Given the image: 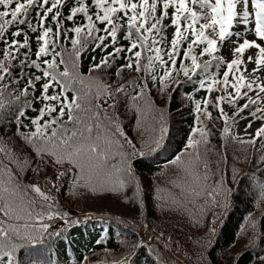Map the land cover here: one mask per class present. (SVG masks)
Here are the masks:
<instances>
[{
	"label": "snow or ice",
	"instance_id": "obj_1",
	"mask_svg": "<svg viewBox=\"0 0 264 264\" xmlns=\"http://www.w3.org/2000/svg\"><path fill=\"white\" fill-rule=\"evenodd\" d=\"M249 33L254 38H247ZM218 42L233 45L230 58L219 54ZM89 54L85 72L81 62ZM213 67L217 71H210ZM193 79L198 84L193 93L205 94L191 101L193 123L186 143L167 161L185 165L187 156L185 171L193 176V184L173 196L172 203L195 204L203 194L208 203L223 208L231 195L225 179L215 181L212 191L206 185L207 145L215 134L212 120L223 122L221 138L251 144L264 153V0H0V131L4 136L11 131L31 145L35 163L27 157L26 162L38 175L44 173L49 189L42 190L39 181L27 189L42 201L54 202L51 193H59L65 183L73 191L105 184L122 189L134 180L133 157L154 152L168 132L163 110L159 135L150 141L155 147L147 153L145 141L137 148L123 131L119 115L109 116V111L124 105L135 110L139 121L145 111L156 110L148 98L152 88L163 97ZM102 103L107 105L103 111ZM245 113L242 136L236 126ZM124 144L131 153L123 150ZM113 145L121 159L109 165ZM258 162L264 165V155ZM0 166L7 175L6 180L0 178V258L6 257L0 264H52L33 257L21 260L16 253L25 244H38L37 236L43 237L49 228L42 222L44 215L52 218L61 215L60 210L51 211L53 203H48L45 213H34L30 209L36 200L25 203L18 175ZM257 191L259 203L264 200V179L257 181ZM218 194L224 199L218 200ZM62 216L65 225L80 223L67 211ZM32 220L39 223H28ZM245 220L240 227L252 229V242L258 221L251 213ZM142 246L139 241L131 247ZM83 261L87 264V257ZM119 264H131L130 258L122 257Z\"/></svg>",
	"mask_w": 264,
	"mask_h": 264
},
{
	"label": "trees",
	"instance_id": "obj_2",
	"mask_svg": "<svg viewBox=\"0 0 264 264\" xmlns=\"http://www.w3.org/2000/svg\"><path fill=\"white\" fill-rule=\"evenodd\" d=\"M77 21L82 22L79 16ZM32 44L34 46V38ZM219 54L227 58L222 52ZM89 59L90 54L81 62L85 72ZM210 71L217 69L213 67ZM179 78L184 79L182 75ZM193 86L198 88L195 79L169 89L163 97L157 88H152V95L148 98L154 102L156 110L145 111L139 121L135 110L124 105L117 112L109 111V116L119 115L123 131L137 148L141 147V140L145 141L143 150L146 153L149 147H155L150 141L159 135L160 110H163L168 132L154 152L144 157H133L136 178L128 180L122 189L105 184L87 189L80 187L73 191L66 183L62 184V200L67 205L57 203L56 208L51 211L60 210L61 214L67 211L71 220L78 219L80 223L65 225L63 220L55 226L49 224L43 237L37 236L40 241L38 244H25L17 250L16 255L21 260L33 257L50 260L52 264L79 262L84 257L90 261L102 262L130 257L131 264H264V200L257 202V181L264 179V170H261L264 165L258 160L264 153L256 152L251 144L221 138L219 132L223 127L222 121L212 120L215 134L207 145L210 151L207 155L209 164L206 185L207 190L212 191L214 182L224 178L226 187L231 190L228 203L223 208L217 207L208 203V198L203 194L196 198L195 204L188 201L182 205L172 203L173 196L179 197L184 187L193 184V176L185 171L187 156L185 165L167 163L186 143V133L193 123L191 101L201 99L205 94L203 90L193 93ZM68 95H71V91ZM106 107L102 103V111ZM215 115L213 112V117ZM247 118L245 113V117L237 123ZM118 139L123 144V138ZM256 148H259V142ZM0 149V165L10 167L18 175L19 182L25 189V203L35 199L36 204L30 210L45 213L47 201H42L27 189L29 184L39 181L44 190V173L38 175L26 162L27 157L28 161L35 163L31 160L34 155L31 145L14 137L11 131L7 136L0 131ZM123 150L131 153L126 144L123 145ZM119 151L117 145L112 146L107 160L109 165L120 161ZM17 158L19 163L15 162ZM48 171L51 172L52 169L49 168ZM198 172L203 177V164L198 166ZM0 178L7 179L2 166ZM124 178L127 180V177ZM174 180L175 185L172 183ZM200 183L204 184L205 181L201 179ZM217 199L224 197L218 194ZM79 212H88L89 215L74 219L73 216ZM249 213L258 221L252 242L249 240L253 236L252 229L242 230L240 227L247 224L245 217ZM3 218L0 214V219ZM20 222L24 223H18ZM28 223L35 224V220ZM145 224L152 233L150 240L142 247H131L141 240V227ZM77 230L83 234V238L77 236ZM161 232L163 237L158 239Z\"/></svg>",
	"mask_w": 264,
	"mask_h": 264
},
{
	"label": "rangeland",
	"instance_id": "obj_3",
	"mask_svg": "<svg viewBox=\"0 0 264 264\" xmlns=\"http://www.w3.org/2000/svg\"><path fill=\"white\" fill-rule=\"evenodd\" d=\"M249 39L251 38H254V35L252 33H249L248 34V37ZM233 40H235V37H233ZM221 45L223 46V52L230 58L229 56V48L232 47L233 45L230 43V42H223L221 43ZM256 126H258L257 124L253 125V128H255ZM245 129H244V126L243 125H237L236 126V132L240 133L242 136H243V133H244ZM44 185V190L45 191H48L49 189V185L45 184L44 181H43V184ZM53 193H57V192H53ZM54 197V202H50V201H47V203H53V208H56V205L57 203L59 204H64V205H67V203H65L63 200H62V195H52ZM70 209L72 210L73 208L70 207ZM87 214V212H81L79 214H76L73 216V218H79V216L81 215H85ZM63 216L62 214L61 215H54L52 218H49L46 214L44 215V220L42 222L44 223H48V224H51V225H54L55 224H60L63 222ZM22 222H20L21 224ZM35 223H39V221H35ZM144 228V227H143ZM144 230V235H145V238L148 239L149 237V232L146 231L145 229ZM87 264H91L90 262H87Z\"/></svg>",
	"mask_w": 264,
	"mask_h": 264
},
{
	"label": "bare ground",
	"instance_id": "obj_4",
	"mask_svg": "<svg viewBox=\"0 0 264 264\" xmlns=\"http://www.w3.org/2000/svg\"><path fill=\"white\" fill-rule=\"evenodd\" d=\"M80 264V263H79ZM98 264H103V263H98Z\"/></svg>",
	"mask_w": 264,
	"mask_h": 264
}]
</instances>
